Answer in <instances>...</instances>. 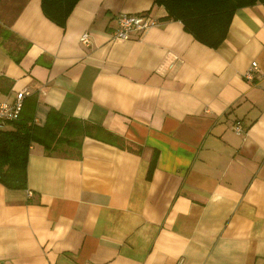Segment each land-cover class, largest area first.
<instances>
[{
	"label": "crops",
	"instance_id": "0c3cea01",
	"mask_svg": "<svg viewBox=\"0 0 264 264\" xmlns=\"http://www.w3.org/2000/svg\"><path fill=\"white\" fill-rule=\"evenodd\" d=\"M123 13L156 24L115 39ZM164 15L77 0L61 27L0 0V101L25 89L20 118L103 131L78 157L30 144L25 186L0 183V264H264V5L236 8L216 47Z\"/></svg>",
	"mask_w": 264,
	"mask_h": 264
},
{
	"label": "trees",
	"instance_id": "16d2710c",
	"mask_svg": "<svg viewBox=\"0 0 264 264\" xmlns=\"http://www.w3.org/2000/svg\"><path fill=\"white\" fill-rule=\"evenodd\" d=\"M76 1L39 0V6L48 20L62 27ZM256 2L264 5V0H153L165 10L162 19L178 20L185 31L208 47H216L223 40L236 8ZM95 132L103 133L98 125L64 115L52 108L47 110L41 124L35 123L32 115L1 123L0 183L7 188L25 186L27 154L31 143L41 145L47 154L78 157L82 138L94 136ZM104 134L117 140L114 135ZM152 166L151 161L146 177Z\"/></svg>",
	"mask_w": 264,
	"mask_h": 264
},
{
	"label": "built area",
	"instance_id": "2783aa9c",
	"mask_svg": "<svg viewBox=\"0 0 264 264\" xmlns=\"http://www.w3.org/2000/svg\"><path fill=\"white\" fill-rule=\"evenodd\" d=\"M156 24V21L145 14L137 13H123L117 18V26L112 31V37L115 39H128L135 36L138 33H142L148 27ZM79 42L83 45H88L89 36L87 32L81 33L79 36ZM255 62L250 63V67L244 72L243 76L246 79L252 78L253 70H255ZM25 89H20L15 92L14 97L11 101H0V125L6 121L16 120L19 117L20 110L22 108V102L24 97L27 95ZM233 130L236 134L242 131V127L239 122H235ZM59 264V263H52ZM83 264H96L92 262H84Z\"/></svg>",
	"mask_w": 264,
	"mask_h": 264
}]
</instances>
